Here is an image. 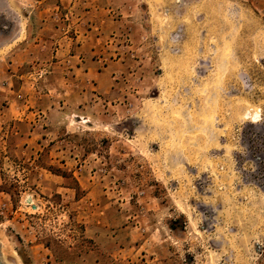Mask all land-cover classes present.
Returning a JSON list of instances; mask_svg holds the SVG:
<instances>
[{"label":"rangeland","instance_id":"rangeland-1","mask_svg":"<svg viewBox=\"0 0 264 264\" xmlns=\"http://www.w3.org/2000/svg\"><path fill=\"white\" fill-rule=\"evenodd\" d=\"M66 57L115 79L80 98ZM119 247L264 264V0H0V264Z\"/></svg>","mask_w":264,"mask_h":264},{"label":"crops","instance_id":"crops-1","mask_svg":"<svg viewBox=\"0 0 264 264\" xmlns=\"http://www.w3.org/2000/svg\"><path fill=\"white\" fill-rule=\"evenodd\" d=\"M92 59V57H90ZM79 57H66L65 59H62L61 61L54 64L53 72L54 74L60 73L64 78L68 79L67 82L69 84L72 83V78H75V81H80V87L82 89H87L86 86L89 83H92L94 80L96 82L101 83L103 80H109L115 79L114 76V63L106 65L104 63V60L107 61L108 58H98V62L94 63L93 59L89 60L86 59V63L81 60L80 63L78 62ZM81 64V65H80ZM99 88H102L99 85ZM105 92H108V89L105 90ZM89 95H93L92 91H89V89L84 92V90H81L80 92V98H86ZM109 104H106V106ZM53 109V107H51ZM55 112H58L57 109H54ZM84 121H88L86 125H89V119L84 118ZM77 176V173H73ZM110 193V192H109ZM122 230V229H121ZM115 254H118L119 260L116 262V264H122V247H119L117 250H113Z\"/></svg>","mask_w":264,"mask_h":264},{"label":"bare ground","instance_id":"bare-ground-1","mask_svg":"<svg viewBox=\"0 0 264 264\" xmlns=\"http://www.w3.org/2000/svg\"><path fill=\"white\" fill-rule=\"evenodd\" d=\"M75 124V123H74Z\"/></svg>","mask_w":264,"mask_h":264}]
</instances>
